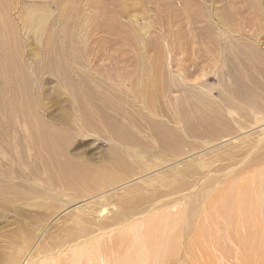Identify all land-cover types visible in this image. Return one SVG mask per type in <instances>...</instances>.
<instances>
[{
    "label": "rangeland",
    "instance_id": "1",
    "mask_svg": "<svg viewBox=\"0 0 264 264\" xmlns=\"http://www.w3.org/2000/svg\"><path fill=\"white\" fill-rule=\"evenodd\" d=\"M51 1L7 0L11 5L5 4L18 50L9 73L0 62V179L6 171H11L9 178L15 183H26L31 173L47 177L44 169L54 167L48 164L43 169L46 163L30 130L38 126L50 134L52 129L63 134L59 140L67 158L92 167L105 178L116 177L104 195L81 198L70 193L63 197L66 202L75 198V205L92 202L94 207L106 208L98 223L113 228L119 223L114 220L121 208H128L119 206L120 201L140 194L161 198L170 191L178 198L177 190L186 184L187 198L194 199L185 221H189L190 239L186 246L194 244L190 253L196 255L198 250L199 254L206 226L228 221L216 208L232 198L226 192L240 185L234 178L248 162L255 168V157L264 153V121L255 124L258 120L250 116L255 115L252 106L264 105V17L247 12L254 9L252 0H235L230 8L224 0H96V5L93 0H59L60 6L58 0ZM44 4L49 6L43 8ZM231 10L240 13L235 16ZM36 12L46 15L40 26ZM29 14L35 20L30 21ZM89 24L99 29L89 31L88 27L86 33ZM40 27L57 33L53 42L45 34L39 36L35 30ZM57 50L64 56L59 65L44 57ZM202 94L209 100L202 99ZM230 102L241 110L228 107ZM254 173L261 171L249 172ZM208 179H214L213 183L208 185ZM9 196L16 194L6 193L0 200V264L27 244L23 231L32 234L33 238L27 235L32 248L50 241L65 213L73 209L59 211V201H38L29 195L24 200L4 201ZM26 201L41 207L25 205ZM180 207L179 203L171 211ZM234 209L231 215L236 223L242 214L248 218L250 210L240 211L241 216ZM260 212L264 214L259 210V216ZM263 214L262 225L257 216L251 221L253 226L264 225ZM65 224H70L69 218ZM42 226L44 233L36 239ZM232 259L225 264H239ZM193 260L189 263L198 261Z\"/></svg>",
    "mask_w": 264,
    "mask_h": 264
},
{
    "label": "bare ground",
    "instance_id": "2",
    "mask_svg": "<svg viewBox=\"0 0 264 264\" xmlns=\"http://www.w3.org/2000/svg\"><path fill=\"white\" fill-rule=\"evenodd\" d=\"M62 1L60 2L62 3ZM93 1H95V5H96V0ZM234 1L235 0H224L223 2H226L224 4H228V7L230 8V6H233ZM238 1L240 0H237V2ZM252 1L254 3V4L252 3L254 9L252 11L249 10L246 11L249 12V14L251 13L253 16L256 15L257 17L263 18L264 8L260 6L262 1L261 0H252ZM60 2L58 4L59 6H60ZM6 3L7 0H0V62L3 63L1 64V66H5L7 69L6 72L4 70L3 71L5 73H9L11 71V67L13 66V63L15 62V59L17 58L16 48L18 46V38L16 33L12 30L13 21L11 20L8 14L9 7L5 6ZM7 4H9V2ZM46 5L49 6L48 4H44L43 8L44 6L47 7ZM92 6H94V4L91 5L90 7ZM36 7H37L36 5L33 6L34 9H36ZM30 8L32 7L30 6ZM65 8L66 6L63 4V9ZM94 8H93V13H94ZM91 10L89 14L92 13ZM104 10L106 11V9ZM235 10H231V12L233 11L235 12ZM105 11H103L104 12L103 14L106 15L107 11L106 12ZM61 12H62L61 8L58 9V15H60ZM237 12L240 13L239 11ZM237 12L232 14L235 15ZM40 14L36 15L37 18L34 15L36 21L38 20V24H39L38 26L43 24V22L46 19V18L44 19L46 15L44 17H40L42 16V14L41 15ZM29 16L31 15L29 14ZM29 16H27L26 18L28 19ZM35 18L31 16L30 17L31 20L30 19L29 20L33 21L35 20ZM29 20L28 22H30ZM28 22H26L27 23L26 27L28 26V28H30ZM92 24L94 23H91V25ZM86 26L87 29L85 28L84 29L85 32L87 33L86 30H89L92 26H90V24L89 26L88 25ZM97 26L99 29V25ZM97 26L95 25L93 26V28L97 30ZM36 27H37V23H36ZM93 28H91L92 30L90 29L89 31H93L94 30ZM62 29L66 31L65 28ZM81 29H83V27H81ZM35 31L39 32V36L41 37L45 34L47 39L52 42L56 38V34H57L55 31L51 33V31H47L45 29L42 30V27H40V30H35ZM74 49H76V47ZM57 51L55 52L57 54L52 52L54 55L48 52L45 54L44 57L51 58L52 62L55 61V63L58 64L59 62H61L60 61L61 59L62 60L64 59V56H62L60 51H58L60 54L59 55ZM79 52L80 51L78 50L77 53ZM77 55L76 57H78ZM58 58L59 61H56V59ZM157 85L158 84L155 85L156 88H158ZM161 90H163V87ZM199 90H201L200 87ZM202 95H203L202 99H204L206 96L204 94ZM202 99L200 98L199 100ZM206 99L207 101L209 100L208 98ZM224 99L227 100V96L224 97ZM12 100H10L9 103L13 105L14 101L12 102ZM248 104H251V102H249ZM229 105L230 106L228 107H231L235 110H241L238 109L237 106H234L232 102H230ZM252 107L253 109L251 110H253L255 115H250V116L252 117V119L258 120L256 121L255 124L263 122L264 105H259V106L254 105ZM25 108H27V114H28L31 108L28 99H27V106ZM243 112L244 111H242V114ZM27 117L29 116H26V119ZM191 117H193V115ZM33 121L31 122V125L35 126L36 124H34ZM46 130H50V129H46ZM50 131L52 132L50 133L51 135L49 133L47 134L46 131H42L41 129H39L38 126L34 129V131L32 129L30 130V132L33 133L36 137V143L40 151L39 156L43 160V162L46 163L45 165L46 167H43V169L47 168L48 164L52 165L54 169L51 170L44 169L45 171L48 172V175L45 178H41L38 174L36 175L31 173V175L28 176V180L26 181V183H22V182L15 183L13 178H9L11 171L10 173L9 171H6L5 173H3L4 174V178L2 177L3 180L0 179V200H2L3 195L6 193H9V195L16 194V196L13 197L9 196V198L4 200L7 202H12L15 200L18 201L20 199L24 200V198H27L28 197L27 195H29L30 197H33V199L35 198L34 200L37 199L38 201H41L42 199H44L45 202L52 200H54V202L59 201L60 206L58 204L59 202L57 203L58 205L57 207L60 208L59 211L61 210L64 211L63 208L70 209L69 207H73V209L67 212V214L64 212L65 218L63 220L61 227L59 228L60 232L59 230H57L59 233L58 232L53 234L50 233L51 234V236L49 237L50 241L39 242L38 244L35 245V247L33 246L32 248V246H29L31 242H30V238L27 236V235L32 236V234L29 233L28 231H23V241L25 243V240L28 239L26 242L27 244H25L24 248H22L21 250H17L12 254H10L9 256H7L5 259V264H21L22 262L23 264H192L189 262L190 261L192 262L193 260L192 258H194L195 256L196 258H194V260H198L196 264H225L231 261L232 255H234L233 257L237 259L239 264H264V246H263L264 231L261 230V228L264 229V225L260 228L258 225L253 226L254 224L251 223V221L255 220L253 218L257 219V216H259V210L264 211L262 210L264 209V169L259 168L264 165V153L260 156L255 157L254 159L255 165L253 166L255 168H252L250 163L248 162L247 166L243 168L241 174L237 175L234 178L235 180H240V185H238L237 188L231 193L226 192L225 193L226 196L227 197L231 196L232 198L228 201L225 200L220 205H217L218 208H216L221 213L220 215L221 216L223 215V217L228 221L226 222L223 221L221 222V224H218L220 221L218 223L210 222L209 227L208 225L207 226L205 225L207 227V230L205 231L207 232L206 240L204 238L203 240L205 241H202L204 242V245L203 243L200 242L201 244L200 247H203L202 248L203 250L199 251V254L197 250V253L195 255V252L192 251L193 253H190L191 251L189 249L192 248L193 250L194 244H192L193 245L192 247L186 246V244L190 242V239L188 236L189 221L187 223L185 221L189 220L190 212L194 208V201H193L194 199H191L189 194H188L189 198H187L188 196L187 194H185L188 190V185L183 184L180 190H177V192L181 193V196L178 198L173 196L174 194L173 191H170L164 193V195L161 198L160 197L157 198L155 194H154L155 197L153 196L146 197L145 195L140 194L136 198H133L132 200L120 201L118 203L119 206L128 207L130 208V210H128V208H121L120 210L121 215L119 212V215H117V217H115L114 220L115 222H119V223H117V225L113 228L107 225L100 224L98 223V221L100 218L104 217L103 214L106 208L102 207L101 209H99L97 207H94L96 204H93L92 202L83 205H75L76 203L75 204L72 203L75 198L66 202L63 197L69 195L70 193H72L74 197H81V198L89 195H92L93 196L92 198L104 195L106 191L110 190L109 187H112V183L116 180V177L105 178L104 177L105 174L99 175L95 170H93L92 167L88 165L86 166V164H81L80 162L78 163L73 159L67 158L66 150H65L66 148L61 144V141L59 140L60 133L56 131L53 132L52 129ZM167 145L169 144L167 143ZM57 147H60L59 152L55 150ZM124 164L127 163L125 162ZM128 167L129 166H127L126 169H130ZM145 170L148 171L147 169H143V171ZM254 170H260L261 173L249 174V172ZM3 174L1 175L3 176ZM207 181H208V185H210L213 183L214 179H208ZM45 186L51 187L52 190ZM165 186H168V184ZM114 188L115 187L111 189ZM201 191L204 190L201 189ZM159 195L161 196V194ZM143 203L146 205H144ZM179 203L180 206H182V210L180 207L175 212L171 211V209H173L176 205H179ZM141 204H143V206ZM25 205L41 207L40 203H31L29 201H26ZM165 207L167 209H165ZM158 208L159 210L157 212L154 213L152 212L154 209H158ZM160 208L162 209L160 210ZM234 208H237L239 210L238 213L240 211L243 212L244 210L246 211L250 210L249 213L247 214L248 218L247 216H244V214L241 213L243 217L242 220H240L241 222H239V220L236 218L238 214L237 215L234 214L235 216L234 219H237V221L239 222L236 223V220H233V217L231 215L232 210ZM260 214L262 215L263 213L260 212ZM67 218L70 219V224L68 225L65 224ZM179 219H180V224L178 223ZM261 219L262 218L260 217V220L258 219L259 222L258 221L257 222L260 223V221H262ZM232 220L233 222L235 221L236 224L233 223L234 225H232L231 223ZM58 226L59 225H57V227ZM37 231H39L40 233L38 232L36 239H38L40 236L43 235L44 227L43 229H39ZM202 237L199 239H202ZM186 238H188L189 240L187 241ZM197 238L194 239L196 240ZM232 247L233 249H235L236 254L234 253L235 251L233 252L234 254L232 253L233 251ZM235 261L233 260V262Z\"/></svg>",
    "mask_w": 264,
    "mask_h": 264
}]
</instances>
